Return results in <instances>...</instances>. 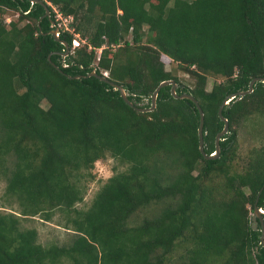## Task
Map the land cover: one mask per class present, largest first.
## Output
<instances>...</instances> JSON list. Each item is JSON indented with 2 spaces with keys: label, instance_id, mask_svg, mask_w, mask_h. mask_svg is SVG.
<instances>
[{
  "label": "trees",
  "instance_id": "obj_1",
  "mask_svg": "<svg viewBox=\"0 0 264 264\" xmlns=\"http://www.w3.org/2000/svg\"><path fill=\"white\" fill-rule=\"evenodd\" d=\"M42 2L49 15L37 25L39 3L0 0L28 21L0 24V165L19 214L0 211V264H165L176 247L186 258L180 264H264L260 222L253 229L248 215L256 198L264 211V147L242 171L230 166L235 127L264 117V82L223 105L227 131L217 156L205 159L197 109L174 98L170 85L159 88L151 111L140 112L109 83L85 76L105 71L136 107L150 105L160 81L174 80L175 93L191 94L200 106L203 152L212 155L221 101L264 77V0ZM52 6L71 16L72 30L58 33L69 47L63 57L49 34ZM73 33L83 44L70 50ZM160 55L187 71L192 85L165 71ZM207 77L220 80L206 90ZM106 152L127 167L106 179L86 209L74 208L82 170L87 179ZM9 154L12 169L3 164ZM163 158L169 164L162 167L178 168L167 182L158 174ZM165 200L155 216L127 225L135 211ZM54 209L66 213L68 244L44 246L34 228L19 226V218L48 219Z\"/></svg>",
  "mask_w": 264,
  "mask_h": 264
},
{
  "label": "rangeland",
  "instance_id": "obj_2",
  "mask_svg": "<svg viewBox=\"0 0 264 264\" xmlns=\"http://www.w3.org/2000/svg\"><path fill=\"white\" fill-rule=\"evenodd\" d=\"M19 28L24 23L28 22L25 18L18 17L15 11L6 8H0V24L4 28L8 29L10 27L9 22ZM58 23L60 29H70L68 23L65 20L58 19L55 21ZM74 37V36H73ZM79 46L83 44L79 38ZM73 48H70V50ZM69 52V51H68ZM65 56V55H64ZM160 59L163 63V68L170 75L175 76L181 83L187 85L188 87L192 85V77L184 69L178 67L175 62L171 61L168 57L160 55ZM220 78L217 77H207L205 89L208 90L212 86L213 82L219 81ZM144 98L141 103H145ZM42 106H45V102H41ZM236 141L234 144V152L231 154L230 166L231 170L240 172L242 171L250 161L254 159V153L264 147V117L254 116L248 118V120L239 123L236 127ZM169 164V159L163 158L158 161L157 167H161L159 170V178L163 182H167L168 179L177 171L176 168L162 167V165ZM9 169L13 167V156L11 154L6 155L5 162H3ZM127 167V164L120 162L116 157L112 156L109 152H106L105 156L94 161L90 171V176L85 179L84 170H82V177L78 182V187H81L82 199L74 204V208L84 210L86 209L95 192L100 188V186L106 181V179L112 174L123 171ZM7 172H2V164L0 165V211L12 212L19 215L17 212V205L15 198L5 192V176ZM168 178V179H167ZM244 194H248V188H241ZM167 201L153 202L146 205L143 208L135 211L127 219V225H135L141 221L142 218H151L155 216L165 205ZM248 207V204H246ZM73 212L70 213L72 215ZM249 219L251 222L252 212H249ZM66 213L61 210H52L50 217L48 219L42 218L39 214L33 215L27 218H19V226L24 228H34L37 234V241L46 246L49 244H68L72 237V230L66 228L64 223L66 222ZM252 223V222H251ZM256 228V223L253 225ZM182 247H176L171 253V257L165 264H180V261H185L184 258H180L182 253ZM59 264H69L67 260H61Z\"/></svg>",
  "mask_w": 264,
  "mask_h": 264
},
{
  "label": "water",
  "instance_id": "obj_3",
  "mask_svg": "<svg viewBox=\"0 0 264 264\" xmlns=\"http://www.w3.org/2000/svg\"><path fill=\"white\" fill-rule=\"evenodd\" d=\"M30 2H36V3H39L43 9H44V13L42 14V16H40L37 20V25L39 24V21L40 19L43 17V16H48L49 15V11H48V8L46 6V4L44 2H42V0H29ZM49 34L53 36V38L56 40V41H59L63 47H64V51L63 53H61V56H64L68 53V50H69V47H68V44L66 43V41L64 40H60L58 38V33L56 31L55 28H53L52 30L49 31ZM47 59H49V54L47 55ZM53 67L58 69V66L55 65L54 63H52ZM85 76H94V77H97L98 79H101L107 83H109L113 88H115L117 91H118V94L119 96L121 97V99L130 107H132L133 109H135L136 111H140V112H145V111H151L153 108H154V105H155V98H156V94L159 90V88L163 87V86H166V85H170V88H169V91H170V94L174 97V98H185V99H188L190 100L196 107L197 109V112H198V125H197V129H196V133H197V148H198V151L200 152V154L205 158V159H209V158H214L217 156L218 152H219V140H220V137L226 133L227 131V121L226 119L221 115V110H222V107L224 104L227 103V101L235 96H242L248 92L251 91L252 89V85L254 82L256 81H262L264 82V77L260 78V77H254L252 79L249 80L248 82V85H247V89L245 90H240V91H236L234 93H231V94H228L226 95L223 100L221 101L220 105L218 106L217 108V116L218 118L222 121V128L215 134L214 136V153L212 155H207L203 152V141H202V124H203V113H202V110L200 108V106L198 105L196 99L189 93H181V94H176L175 93V87H176V83L174 82V80L172 79H166V80H162L160 81L156 86L155 88L153 89L151 95H150V105L148 107H136V106H133L132 102L127 98V94L126 92L124 91V89L112 82V81H109L106 76L104 75H99L97 74L95 71H94V68L91 69V71L89 73H87ZM261 189V188H260ZM259 193V191H258ZM257 199V198H256ZM256 199L253 203V206H252V216H251V227L253 229L254 228V224L256 223V219L260 222V235H259V239H260V243L264 246V228H263V224H262V216L261 214H264L262 211L261 208L257 207L256 205ZM262 210V211H261Z\"/></svg>",
  "mask_w": 264,
  "mask_h": 264
},
{
  "label": "built area",
  "instance_id": "obj_4",
  "mask_svg": "<svg viewBox=\"0 0 264 264\" xmlns=\"http://www.w3.org/2000/svg\"><path fill=\"white\" fill-rule=\"evenodd\" d=\"M52 11H53V21L51 22V26H53V28L56 29L57 33H59V31H63V30H69L71 31L72 28L67 29V27L65 26L64 29H60L58 23H55V21H57L58 19H62L65 20L67 23H69L71 21V16H62L61 13L54 7L52 6ZM73 38L71 39V48L77 47L79 45V41L77 40L78 34L77 33H73ZM81 42H83V40H80ZM63 57V56H62ZM102 75L106 76L107 73L105 71L102 72ZM264 213V211H262Z\"/></svg>",
  "mask_w": 264,
  "mask_h": 264
},
{
  "label": "flooded vegetation",
  "instance_id": "obj_5",
  "mask_svg": "<svg viewBox=\"0 0 264 264\" xmlns=\"http://www.w3.org/2000/svg\"><path fill=\"white\" fill-rule=\"evenodd\" d=\"M262 211V210H261Z\"/></svg>",
  "mask_w": 264,
  "mask_h": 264
}]
</instances>
